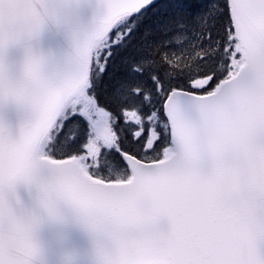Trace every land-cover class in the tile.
<instances>
[{"label":"snow or ice","instance_id":"1","mask_svg":"<svg viewBox=\"0 0 264 264\" xmlns=\"http://www.w3.org/2000/svg\"><path fill=\"white\" fill-rule=\"evenodd\" d=\"M0 264H264V0H0Z\"/></svg>","mask_w":264,"mask_h":264}]
</instances>
